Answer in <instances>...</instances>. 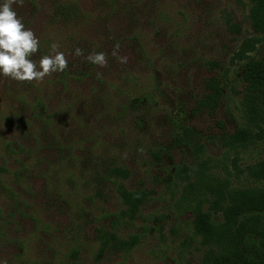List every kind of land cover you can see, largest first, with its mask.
I'll list each match as a JSON object with an SVG mask.
<instances>
[{
    "label": "trees",
    "instance_id": "obj_1",
    "mask_svg": "<svg viewBox=\"0 0 264 264\" xmlns=\"http://www.w3.org/2000/svg\"><path fill=\"white\" fill-rule=\"evenodd\" d=\"M200 1L185 0L173 6L169 0H128L118 7H114L113 1L109 8H103L99 0L98 7L93 5V9L83 12L77 4H71L74 9H70L72 14L67 20L75 22V31L66 39L42 37L38 52L32 57L38 61L43 55H52L51 45L58 43L68 68L40 82L13 80L11 103L6 104L5 115H0V149L11 159L13 171L10 174V169L0 167V172L10 174L18 186L28 182L32 175L42 176L46 184L79 181L84 187L89 180L99 185L111 177L119 178L122 182L117 192L124 207L122 214L129 220L135 219L147 195L124 185L129 172L117 157H111L117 149L106 135L118 131L124 136L128 131L143 128L157 111H162L160 105L164 104L167 122L177 133L173 144L195 148L187 139L190 130L184 124L188 99H182L180 94L185 91L187 71L197 57L196 50L223 26L236 35L223 77L232 66L241 65L244 84L243 125L228 136L227 143L264 145V0H246V20L254 34L242 39L240 26L228 12L223 14L224 24L207 11L198 15ZM145 5L149 12L145 15V27L140 28L137 20ZM215 22L219 23L217 27ZM158 39L166 43L154 47ZM116 43L120 45V55L127 57L126 63L112 57ZM77 47L84 50V56L74 55ZM260 47L263 50L258 54ZM96 52L108 54L107 67L100 68L85 59ZM165 59L167 79L163 83L158 78V67ZM200 66L217 69L222 63L201 60ZM98 72L102 73L100 78ZM202 86V96L194 109L216 108L222 97L218 77L204 79ZM8 132L15 141L8 138ZM135 134L139 135L136 131ZM19 136L22 142L17 140ZM122 149L119 147V151ZM184 170L181 171L185 173ZM230 194L226 206L222 205L226 208L223 221L217 223L211 213L200 211L194 218L195 234L209 245L201 264H264V186ZM221 199L217 197L214 204L220 206ZM105 237L126 248L135 243L119 241L113 234ZM253 237L259 239L255 249L247 239Z\"/></svg>",
    "mask_w": 264,
    "mask_h": 264
},
{
    "label": "rangeland",
    "instance_id": "obj_2",
    "mask_svg": "<svg viewBox=\"0 0 264 264\" xmlns=\"http://www.w3.org/2000/svg\"><path fill=\"white\" fill-rule=\"evenodd\" d=\"M98 1L24 0L22 7H13L23 18L25 28L33 30L38 39L52 35L66 39L75 31L72 26L75 22L67 20L74 9L71 4H77L78 10L83 12L100 3L101 7L109 8L111 2L118 7L128 0H101L99 4ZM169 1L173 6L185 3V0ZM3 2L0 0V4ZM245 4L246 0L241 3L202 0L197 12L202 15L207 11L223 24V14L228 12L240 26L242 39L254 34L246 20ZM145 6L137 20L140 28L145 27V15L149 12L148 5ZM215 24L217 27L219 23ZM215 32L216 35L196 50L197 57L187 71L185 91L180 94L182 99H188L184 124L190 130L187 139L195 148L173 144L177 133L167 122L164 104L160 105L162 111H157L143 128L128 131L124 136L118 131L106 135L117 149L112 151L111 157H117L129 172L124 185L147 195L135 219L129 220L122 214L124 207L117 192L121 179L111 177L99 185L89 180L84 187L79 181L46 184L42 176L32 175L28 182L18 186L16 180L10 178L11 159L0 149V167L10 169V174L0 172V264L4 261L7 264L202 263L209 245L194 232L197 213H211L212 219L219 223L223 221L229 193L236 195L245 188L264 186V145L242 146L236 142L231 146L227 143L228 136L244 121L243 68L234 65L226 78L223 77L236 35L224 26ZM162 43L165 44V40L158 39L153 45ZM262 50L260 47L258 54ZM201 60H215L222 63V67H201ZM167 63L165 59L158 67V78L163 83L167 79ZM212 75L219 79L222 97L212 110L204 107L195 110L196 100L202 96L203 81ZM13 87L12 79L0 75V115L7 112L6 104L11 103ZM12 137L8 132V138L15 141ZM17 140L22 142L20 136ZM119 147L124 149L119 151ZM217 197L223 200L220 206L214 204ZM108 234L115 235L119 241L134 240L135 243L129 248L119 243L115 245L105 237ZM247 239L252 249L259 245L257 237Z\"/></svg>",
    "mask_w": 264,
    "mask_h": 264
},
{
    "label": "clouds",
    "instance_id": "obj_3",
    "mask_svg": "<svg viewBox=\"0 0 264 264\" xmlns=\"http://www.w3.org/2000/svg\"><path fill=\"white\" fill-rule=\"evenodd\" d=\"M24 0H4L0 4V75L19 82L43 81L46 76L55 72H64L68 68V60L60 45H51L52 55H43L33 60L39 49V39L31 29L25 28L23 18L19 17L13 5L22 7ZM77 57L84 56V50H74ZM112 57L119 63H126L127 57L120 55V45L113 46ZM85 59L100 68L107 67L108 54L96 52L88 54ZM102 73H97L100 78ZM3 264H7L4 261Z\"/></svg>",
    "mask_w": 264,
    "mask_h": 264
}]
</instances>
